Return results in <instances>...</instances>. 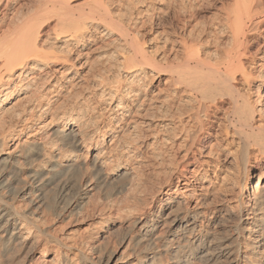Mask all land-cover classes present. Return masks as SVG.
<instances>
[{
  "label": "bare ground",
  "instance_id": "obj_1",
  "mask_svg": "<svg viewBox=\"0 0 264 264\" xmlns=\"http://www.w3.org/2000/svg\"><path fill=\"white\" fill-rule=\"evenodd\" d=\"M75 1L44 0L42 13L9 25L0 17V264H264V186H251L253 170L264 168V87L250 86H264V55L261 74L253 76L247 66L264 30V0L168 2L183 30L174 36L180 50L172 60L165 43L157 47L162 60L144 48L137 1ZM210 9L212 17L200 20ZM92 27L106 38L115 35L108 40L119 49L114 76L103 74V64L102 73L93 64L100 74L89 65L98 74L91 72L97 79L92 90L115 116L110 138L97 127L103 114H96L101 100L93 95L80 103L71 98L76 108L57 116L63 124L54 116L53 124L48 118L39 124L40 130L49 125L42 136L35 124L56 110L62 92L65 100L78 96L73 85L81 80H54L76 66L64 48L78 45ZM149 74L165 75L169 89L163 91H170H159L155 113L148 110L152 119L140 122V110L153 97L144 89ZM15 97L20 109L7 114ZM225 104L227 123L212 139L210 119ZM230 133L238 145L233 207L218 192L225 184L202 164L185 166L206 145L207 165L219 172ZM12 141L11 151H1ZM112 231H125L115 245L107 238Z\"/></svg>",
  "mask_w": 264,
  "mask_h": 264
},
{
  "label": "rangeland",
  "instance_id": "obj_2",
  "mask_svg": "<svg viewBox=\"0 0 264 264\" xmlns=\"http://www.w3.org/2000/svg\"><path fill=\"white\" fill-rule=\"evenodd\" d=\"M7 1H8V3H7ZM6 1V3H7V5H9L8 7H7V5H6V9H3L4 8V6H5V1H3L2 3H4V4H1L0 5V17H5V19H6V21H7V24L9 25V24H12L13 22H17V21H20V18H29L30 16H33L35 13H42L44 10H42V8H41V5L44 3V0H7ZM126 1V0H125ZM127 1H130V0H127ZM126 1V2H127ZM135 1H137L136 3L138 4V8H140L141 10H142V16H141V21H140V25L139 26H142L141 28H139L140 30H139V39L141 40H143V41H141V42H144V48L148 51V52H150V53H152V54H156L155 55V57L156 56H162V50H158V48H159V46H160V48H161V45H163L164 46V43H165V47H167L166 49H167V52H166V55H167V57L166 58H170V57H172L173 56V54H175V52H174V49H176V51H179L180 49H178V48H180L179 47V45H178V43H177V40H175V39H177L176 37H174V36H177V32H179L180 34L183 32V30H182V28H180V27H182L181 26V24L182 23H179L178 22V20L176 21V18H174V19H172L173 17L172 16H174V14H173V10H172V8H166V5H167V3L168 2H171V3H175V2H178L179 0H175V1H173V0H135ZM76 3H78V2H81V0H76L75 1ZM131 2H133V3H135L134 2V0H131ZM223 4H226V6H227V4H229V3H231L232 2V0H223ZM225 2H227V3H225ZM229 2V3H228ZM220 3L218 2V8H220L221 7V4L219 5ZM4 5V6H3ZM82 6V5H81ZM87 5H83V7H84V9H87L88 7H86ZM168 6V5H167ZM10 8V9H9ZM41 9V10H40ZM38 11V12H37ZM210 11H211V9H210ZM210 11H206V12H204V13H202L203 15H205V17H203V19H202V17H199V19L200 20H204L205 18H207L208 16H211L212 17V11L210 12ZM75 12H78V10L76 9L75 10ZM5 13H6V15H5ZM3 14V15H2ZM201 14V15H202ZM202 15V16H203ZM48 18V20H47V22H49V24L50 23H52L53 24V18L51 17H47ZM209 18V17H208ZM171 19V20H170ZM198 19V20H199ZM143 22V25L141 24ZM7 25V26H8ZM6 26V27H7ZM95 26V25H94ZM93 26V27H94ZM96 26H99V25H96ZM93 27H92V29L91 30H89L86 34H85V36H84V38H83V40L78 44V45H76V46H73L71 49H65L64 48V50L65 51H67L68 50V54H69V56H70V58H71V60H74L73 61V63L76 65L73 69H70V73H68V74H64V75H62L61 77H60V75L58 74L57 76H55V79L54 80H58L59 82L61 81V79H62V85H64V84H69L70 82L72 83H74V81H75V83L76 82H78V80L80 81L79 82V84L78 83H74L75 85H73L75 88H77L76 90L74 89V91H77V95L78 96H68L67 94H66V97H67V99L65 100V99H63L62 98V96H65L64 94H65V92L63 91L62 92V95L60 96V98H58V101H56V103H58L59 102V100H60V102H59V104H63V106H64V108H63V106L62 107H60V106H58L59 104H57V108H56V110L59 108V110H57V112H56V110L54 111H52L51 112V117H50V115L49 114H47V116L45 115V117L43 118V117H41V119H39L38 121H37V123L35 124V130H39V132H40V134H42V136H44L43 134L45 133L46 134V132H41V131H47L46 129H48L49 128V125H48V127L46 128V129H39L38 128V126H39V124H43L46 120H47V118H48V120L50 121V119H51V121H50V124H53V120L52 119H54V117H57V116H61V114H63V112H65V111H68L69 109H71V108H74L76 105H74L73 104V102L74 103H76L75 101H79V103L85 98V97H88V98H91L92 97V95H93V97L94 98H97V97H99V91L97 90V88H93V90H92V87L96 84L95 82H96V80L94 79L95 77H97V75H96V73H95V69H93L92 71H91V69L93 68H91L90 66L92 65V66H94V68H96L97 66L98 67H100V69L97 67L96 68V72H98L97 71V69H99V71H101L100 73H102V71L103 70H101V69H103L104 67V71L105 72H107L108 74H106L105 72L103 73L104 75H106V76H111V73H112V76H114L113 74H114V72H116V71H118V67L116 66L117 64H118V66H119V61L118 62H116L120 57H119V55H118V50L117 49H115L116 47V44H115V46H114V44H110V42L111 41H109L110 39H112L113 37H115V35H111V36H109V37H105V36H101V33L98 31V30H96V29H93ZM176 28V29H175ZM101 29H102V27H101ZM101 29H99V30H101ZM178 29H180V31H177ZM174 30H176V31H174ZM165 33V34H164ZM175 33H176V35H175ZM178 33V34H179ZM164 34V35H163ZM50 35H52V33H50ZM112 37V38H111ZM166 37H168V38H166ZM88 38V39H87ZM110 38V39H109ZM164 38H166V39H164ZM170 38V39H169ZM256 39H257V41L259 42V44L258 45H256V46H254V47H252L251 48V54L253 55V58H252V61L251 62H249V65H247L248 66V69H251V72H252V75L253 76H256V75H258V74H261V72L262 71H260L259 70V68L258 67H260L259 66V64L260 63H262L263 62V55H264V30L263 31H261V33H260V35L257 33V36L255 37ZM52 38H50L49 39V41H47L48 43H49V45H50V43H51V45H52V42H53V45L52 46H54V48H56L57 47V45L58 44H54V42L55 41H53V39H52V41L50 42V40H51ZM109 39V40H108ZM106 40H107V42H108V44H110V45H112L111 47L110 46H106V45H108L107 43H106ZM168 42H166V41ZM174 40V42H172ZM176 41V42H175ZM253 41H255V40H253ZM48 43H46V45L48 44ZM55 43H57V41L55 42ZM111 43H116V42H111ZM163 43V44H162ZM175 44V45H173L172 46V48L170 47L172 44ZM120 44V43H119ZM168 44V45H167ZM49 45H47V46H49ZM50 45V48L52 47ZM117 45H118V41H117ZM113 46L115 47L114 49H113ZM119 46V45H118ZM169 46V47H168ZM176 46H177V48H176ZM259 46H262L261 48L259 47ZM120 47H122V46H120ZM158 47V48H157ZM175 47V48H174ZM107 48V49H106ZM171 48V50L169 51V49ZM259 48V50H257V49ZM57 49H61L60 47L59 48H57ZM178 49V50H177ZM255 49H256V51H255ZM62 50V49H61ZM115 50V51H114ZM116 50L118 51V52H116ZM172 50H173V52H172ZM106 51V52H105ZM110 52V54H111V52L113 51V55H110L109 54V52ZM161 53H160V52ZM155 52V53H154ZM157 52V53H156ZM255 52V53H254ZM115 53H117V54H115ZM99 54V55H98ZM102 54H103V56H102ZM105 54H109L111 57H112V59H111V57L109 58V57H107V55H106V58H109L110 60H114V61H112V63H111V61L108 59H106V63H105V59H104V55ZM114 54L116 55V56H114ZM160 54V55H159ZM176 54H178V53H176ZM117 55H118V57H117ZM171 55V56H170ZM181 56V54H178V57L177 58H179L180 56ZM99 56V57H98ZM101 56V57H100ZM169 56V57H168ZM115 57V58H114ZM159 57V58H160ZM98 58V59H97ZM104 60H103V59ZM157 58V57H156ZM173 58V57H172ZM117 59V60H116ZM161 59V58H160ZM162 59H163V57H162ZM161 59V60H162ZM167 59V60H168ZM88 61V63H86L87 61ZM103 60V61H102ZM169 60H172L171 58L169 59ZM177 60V59H176ZM100 61H102V62H100ZM85 62V63H84ZM95 62H96V64H95ZM98 62L99 63H101V65H99L98 64ZM116 62V63H115ZM256 62V63H255ZM107 63H111L109 66H113V67H107L106 65H104V64H107ZM93 64H95V65H97V66H95V65H93ZM102 64H103V66L104 67H102L101 68V66H102ZM90 65V66H89ZM108 65V64H107ZM116 67H115V66ZM263 67H264V65H262ZM56 67H58V65L56 66ZM109 68V70H110V72H109V70H107L106 71V69L107 68ZM117 68V69H116ZM49 69V68H48ZM48 69H46V71H49ZM87 69H89V70H87ZM116 69V70H115ZM112 71V72H111ZM76 72V73H75ZM88 72H90V75H88L89 73ZM91 72H93V74L95 75L94 76V78L91 76ZM121 72V71H120ZM75 73V74H74ZM99 73V72H98ZM99 73V74H100ZM117 73V72H116ZM115 73V74H116ZM63 74V73H62ZM80 74H81V76H80ZM84 75V76H83ZM86 75H88L89 77H91L90 79H89V77L87 76L86 77ZM83 76V77H82ZM149 76H150V74L148 75V77H146L145 78V80H144V89H145V92L147 93V94H149L150 93V97L149 98H151L152 96V98H155V96H156V98L158 97V98H161L163 95V93L161 94V92H159V91H163V89L164 88H168L169 89V86L167 85V78H166V76L165 75H160L158 78L157 77H152V76H150V78H152V79H150L149 78ZM57 77V78H56ZM78 77V78H77ZM84 79L85 77V81L84 80H82V78ZM59 78V79H58ZM65 78H67V79H65ZM149 78V79H148ZM159 80V82H158V80ZM166 78V79H165ZM69 79V80H68ZM73 79V80H72ZM150 80V82H147L148 80ZM162 79H164V80H162ZM66 80H67V82H66ZM87 80H89L90 81V83H89V81L88 82H86ZM147 80V81H146ZM152 80V81H151ZM69 81V82H68ZM95 81V82H94ZM86 82V83H85ZM166 84H165V83ZM255 82V81H254ZM252 83L251 82V84L252 85H250V86H252L253 88H255V87H261V89H262V87H264L263 86V84L262 83H260V82H257V84H255V83ZM81 83H85V84H81ZM87 83H88V85H87ZM93 83V84H92ZM148 83V84H147ZM80 84L82 85L81 86V88H80ZM90 84V85H89ZM147 84V85H146ZM79 85V87H76V86H78ZM84 85H85V88H87L86 86H91L90 88H89V90H88V88L87 89H85L84 88ZM167 85V86H166ZM239 86H243V87H245V85H244V83L243 82H240V84H239ZM255 86V87H254ZM83 87V88H82ZM80 88V89H79ZM160 89V90H159ZM246 89V88H245ZM264 89V88H263ZM84 90H86V91H84ZM88 90V91H87ZM93 92H92V91ZM79 91V92H78ZM83 91V92H82ZM90 91V92H89ZM165 91V90H164ZM163 91V92H164ZM170 91V90H169ZM169 91H165L164 93L166 94V93H168ZM85 92V94H83ZM99 94H98V93ZM96 93V94H95ZM82 94V95H81ZM97 95V96H95V95ZM159 94V95H158ZM90 95V96H89ZM162 95V96H161ZM161 96V97H160ZM83 97V98H82ZM19 98V97H18ZM18 98L17 97H15V99H13L12 101H11V103L13 104L12 106H11V108H9L10 110L8 111L9 113H7V114H13L14 112H16V111H19V110H16L17 109V107H18V109H20L19 108V106H17L16 107V104H18L19 102V100H18ZM74 98V100H72V99ZM76 98V99H75ZM78 98V99H77ZM151 98V101L150 102H148L147 101V103H145L144 105L145 106H143L142 107V110H140V113H139V115L141 114H143V116H139V118H138V121H139V119H141L140 120V122H142V121H145V120H147V121H149V119H152L151 118V114L153 115L154 113H155V108H157V101H156V98H155V100L154 99H152ZM157 98V99H158ZM97 99H100V98H97ZM63 100V101H62ZM71 100H72V103H71ZM101 100V102H99V104L98 105H94L96 108H95V111H96V114L99 112L100 113V111H101V114H103L102 115V117L97 121V127H99L100 129H102V130H104V131H107L106 133V138H107V140L110 138L109 137V133H108V130L110 129V125H112L113 123H114V120H115V116H114V114H110L108 111H107V108L105 107V106H107L108 107V105L106 104V101H104V100H102V99H100ZM16 101L18 102V103H16ZM64 101H66V102H64ZM87 101H88V99H87ZM86 101V103L87 104H90V102H92V101H89V102H87ZM153 101V102H152ZM156 101V102H155ZM13 102H15V103H13ZM62 102H64V103H62ZM103 102V103H102ZM155 103V104H154ZM105 104V105H104ZM150 104V105H149ZM152 104L153 105H155L156 107H154V106H152ZM68 105V106H67ZM71 105V106H70ZM74 105V106H73ZM14 106H15V108H14ZM73 106V107H72ZM149 106V107H148ZM76 108V107H75ZM101 108V109H100ZM153 108H154V110H153ZM13 109H14V111H13ZM61 109V110H60ZM144 109V110H143ZM16 110V111H15ZM98 110V111H97ZM100 110V111H99ZM148 110H153L154 111V113H153V111H151V114H148L150 111H147ZM229 110H230V104H225L222 108H219V109H217V110H215V112L213 113V115H212V117H211V119H210V125H212V127H213V129L211 130V137H212V139H214V138H216L218 135H219V133H220V131L222 130V128H223V126L227 123V118H228V112H229ZM74 111V110H73ZM147 112V113H145V112ZM104 112V113H103ZM143 112V113H142ZM56 113V114H55ZM98 113V114H99ZM145 113V114H144ZM55 114V115H54ZM95 114V115H96ZM104 114H107V115H104ZM146 114H147V116L149 115L150 117H146ZM109 115V116H108ZM54 116V117H53ZM55 120V119H54ZM62 120V121H61ZM57 124L58 125H60V124H63L64 122H65V120L63 119V118H59L58 119V117H57ZM113 121V122H112ZM60 122V123H59ZM38 124V125H37ZM49 124V123H48ZM108 128V129H107ZM221 129V130H220ZM220 130V131H219ZM218 134V135H217ZM26 136V135H25ZM25 136L23 137V139H25ZM228 137L230 138V139H233L232 140V144H231V146L229 147L230 148V150H229V152H226L223 156H222V159H221V161H222V163H223V165H222V169L218 172L217 171V173L216 174H213V172H211V168L212 167H210L209 166V164L207 165V163H209L210 162V160H211V156H209L210 154H209V146H199L197 149H196V151H195V154L194 155H192V154H190V159H189V163H185V166L188 168V169H193V168H197V167H195L196 165H198L199 163L200 164H202L201 166L202 167H204L205 169H207L208 170V172H207V174H208V176L209 177H213L216 181H218V183H221L222 182V184H225V185H223V187L222 188H220V190L218 191L220 194H221V196L223 197V204L224 205H226V206H228V207H233L234 206V203H233V200H234V198H235V195H237V192H238V180H239V178H238V166H237V164H236V160H235V157H236V155H237V152H236V149H237V147H238V145H237V139H236V136L235 135H231V133L228 135ZM15 142L16 141H12V143L11 142H9V144H8V146H5L4 148H2V150L1 151H3V152H9V151H11L12 149H13V146H14V144H15ZM108 142V141H107ZM211 143V142H210ZM205 144H206V140H205ZM80 151L81 152H84V149L82 150V148L80 149ZM207 154H209V155H207ZM253 164H254V162H253ZM200 166V168H202ZM206 166V167H205ZM237 166V167H236ZM142 169H144V168H142ZM182 169V168H181ZM217 169V168H216ZM218 170V169H217ZM185 173H187V171H184ZM216 175V176H215ZM221 179H223V180H221ZM176 180V179H175ZM221 181V182H220ZM256 184H258V185H263L264 186V168H262V169H260V170H253V180L251 181V186H255ZM226 186V187H225ZM225 188V189H224ZM155 190H156V192H157V188H154ZM155 190H154V192H155ZM223 190V191H222ZM221 191V192H220ZM44 192H46L45 194H47V190H45ZM48 195V194H47ZM158 196L160 197L161 195L157 192V194L155 195V197L156 198H158ZM154 197V198H155ZM113 232V231H112ZM109 233L108 235H107V238H110L109 240H111V244H113V245H115L117 242H118V240H120L121 238H123L124 237V235H125V231L124 232H122V231H120V233L118 234V236H117V234L115 233V232H113V233ZM115 234H116V236H115ZM124 234V235H123ZM127 252H128V249L126 248V250H125V255L127 254ZM23 255V254H22ZM22 255H21V257H22ZM34 257H38V256H36V255H34Z\"/></svg>",
  "mask_w": 264,
  "mask_h": 264
}]
</instances>
